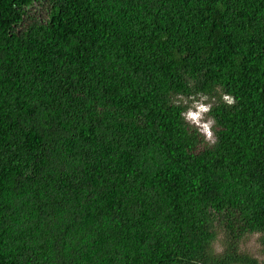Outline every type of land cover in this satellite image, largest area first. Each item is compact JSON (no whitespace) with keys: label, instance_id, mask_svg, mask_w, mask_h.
Masks as SVG:
<instances>
[{"label":"trees","instance_id":"16d2710c","mask_svg":"<svg viewBox=\"0 0 264 264\" xmlns=\"http://www.w3.org/2000/svg\"><path fill=\"white\" fill-rule=\"evenodd\" d=\"M252 234L264 0H0V264H260Z\"/></svg>","mask_w":264,"mask_h":264},{"label":"clouds","instance_id":"9594fccd","mask_svg":"<svg viewBox=\"0 0 264 264\" xmlns=\"http://www.w3.org/2000/svg\"><path fill=\"white\" fill-rule=\"evenodd\" d=\"M207 95H202L199 100H197L196 96H191V107L187 110V112H181L180 115L187 120V122L192 123V125H196V128L201 131L202 134L206 135L209 141H212L215 136V121L210 115L212 111L213 105L210 103H206L208 100ZM224 101L228 105H234L236 103L235 99L231 95H224ZM180 101H183L185 104L188 103L183 96V94L178 95L177 104Z\"/></svg>","mask_w":264,"mask_h":264},{"label":"rangeland","instance_id":"374dc122","mask_svg":"<svg viewBox=\"0 0 264 264\" xmlns=\"http://www.w3.org/2000/svg\"><path fill=\"white\" fill-rule=\"evenodd\" d=\"M191 103L189 102L187 103L188 108L191 107ZM206 103H210L211 101L207 100ZM189 124L192 125V123L189 122ZM196 127V125H193ZM200 131V130H199ZM201 132V131H200ZM204 135V134H203ZM206 138V141L209 145H213L216 141L215 136L213 138L212 141H209L206 137V135H204ZM264 236L262 234H252V235H247L243 242L241 243V251L243 253H246L248 255H250L251 257H254L256 259L259 260L260 264H264V244L262 241V238ZM223 239V236L220 235L218 236V241L216 242V250L218 253H221L223 251V247L221 244V241Z\"/></svg>","mask_w":264,"mask_h":264}]
</instances>
